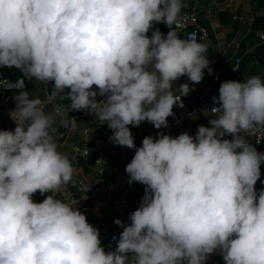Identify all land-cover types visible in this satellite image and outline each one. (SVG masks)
<instances>
[{"label": "clouds", "instance_id": "clouds-1", "mask_svg": "<svg viewBox=\"0 0 264 264\" xmlns=\"http://www.w3.org/2000/svg\"><path fill=\"white\" fill-rule=\"evenodd\" d=\"M182 6L0 0V66L53 82L46 100L20 91L10 111L14 131L0 130V264H205L217 250L225 264H264V190L254 187L264 153L240 135L264 129V79L222 82L218 106L204 113L211 126H198L195 137L160 133L137 148L128 127L148 121L167 128L174 105L182 107L191 90L187 83L174 90L173 82L187 76L199 84L204 69L213 72L207 46L173 30ZM153 22L171 30L149 37ZM57 96L72 112L107 123L110 142L135 148L125 171L145 194L129 225L114 221L123 231L112 251L101 247L76 200H32L37 191H59L75 172L49 131L56 114L44 111ZM228 134L233 139H224Z\"/></svg>", "mask_w": 264, "mask_h": 264}, {"label": "crops", "instance_id": "crops-1", "mask_svg": "<svg viewBox=\"0 0 264 264\" xmlns=\"http://www.w3.org/2000/svg\"><path fill=\"white\" fill-rule=\"evenodd\" d=\"M181 2L183 6L180 12L194 13L197 17V25L207 31L208 36L204 44L207 46L206 52L215 53L217 60L209 66L213 69L212 74L210 75L206 69L203 80L199 84H193L190 80L181 78L173 82L174 90L184 83H187L191 90L188 95L181 97L182 107L179 106V102L174 105L173 115L167 118V128L156 129L148 121L142 122L138 127L128 126L137 148L142 145V140L146 136L156 139L160 133L176 137L186 132L195 137L198 126H211L209 121L212 116L204 114L206 110L210 111L201 100L200 94L211 85V78L217 69L224 68L229 80L246 81L254 75L264 79V41L259 39V34L264 33V0H181ZM156 29L165 36L171 30L163 22H153V27L147 35L151 37L152 31ZM176 33L181 39H185L184 33ZM236 59H239V71L233 74L230 69ZM0 78L10 82L22 80L25 84L24 90L28 92L30 98L39 97L41 100H46L52 95L53 82L45 84L34 77L30 79L20 69L14 67L2 66ZM24 90L4 89L0 85V130L14 131L16 124L10 117V111L16 107L14 97ZM93 90L98 92L95 86ZM68 91L69 89H65V94ZM97 99L103 98L98 95ZM69 105L70 101L57 96L44 109L45 112L56 114L55 131L50 129V134L57 151L65 154L75 169L72 182L64 187L73 190L79 182H91L97 177L115 182L116 187L109 194L86 195L74 205L86 215L87 221L99 230L101 247L105 252L112 251L115 247L110 242V236L117 234L119 237L123 231V228L114 221L119 219L125 226L129 225L131 223L129 215L138 209L142 202L143 184L139 182L129 184V176L125 171L126 165L131 162L135 154V148L129 149L113 143L114 154L105 150L99 155L98 163H95L94 157L87 159L78 157L75 148L84 140L109 139L113 133L107 123L98 122L94 113L72 112ZM240 135L244 136L257 152L264 153V143L258 145L252 135L244 133ZM224 139L231 140L233 136L228 134ZM260 172V179L254 186L257 193L264 190V164L262 163ZM124 191H126L125 194ZM48 195L53 196V193L41 194L37 191L32 195V200L40 203ZM206 261L224 262L219 250L210 254Z\"/></svg>", "mask_w": 264, "mask_h": 264}, {"label": "built area", "instance_id": "built-area-1", "mask_svg": "<svg viewBox=\"0 0 264 264\" xmlns=\"http://www.w3.org/2000/svg\"><path fill=\"white\" fill-rule=\"evenodd\" d=\"M173 29L176 32H182L185 35V39L196 40L199 43L205 44V40L208 36L207 31L204 28H201L197 25V17L194 13L190 12H180L178 17L173 24ZM259 39L264 41V33L259 34ZM210 60L211 66L216 60L217 55L215 53H205ZM239 59H236L235 64L231 67L230 72L237 74L239 71ZM2 66H0L1 68ZM206 69H204L205 71ZM227 71L224 68H219L215 71L213 77L211 78V85L203 90L200 94V98L203 103L208 107L209 111L211 108L218 105L214 104L213 98L219 96V87L220 84L224 81L229 80L225 75ZM183 80H189L187 76L180 77ZM0 85L4 89H16L24 90L25 84L22 80L18 79L13 82L2 80L0 78ZM254 141L256 144L264 143V129H258L253 135ZM113 143L109 139L105 138H89L84 140L78 147L75 148V153L78 157L82 159H87L90 157L95 158V163L99 162V155L102 154L105 150H108L110 154H114L115 150L113 148ZM264 164V162H262ZM116 187L115 182L107 181L102 177H97L91 182L81 181L74 187L73 190H69L64 187L60 188L59 191L51 192L53 196L57 199H60L64 202H71L76 200L77 203L80 202L86 195H106L112 192ZM145 185H142L141 196L142 199L145 194ZM126 191H124V194ZM76 203V204H77ZM119 240L117 234H112L110 236L111 244L116 247V244ZM205 264H225V262L220 261H206Z\"/></svg>", "mask_w": 264, "mask_h": 264}]
</instances>
